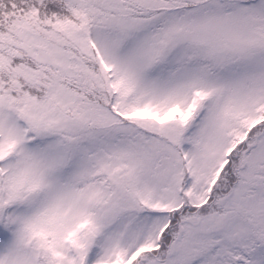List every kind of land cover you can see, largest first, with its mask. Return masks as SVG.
I'll use <instances>...</instances> for the list:
<instances>
[{"label":"snow or ice","instance_id":"obj_1","mask_svg":"<svg viewBox=\"0 0 264 264\" xmlns=\"http://www.w3.org/2000/svg\"><path fill=\"white\" fill-rule=\"evenodd\" d=\"M0 264H264V0H0Z\"/></svg>","mask_w":264,"mask_h":264}]
</instances>
